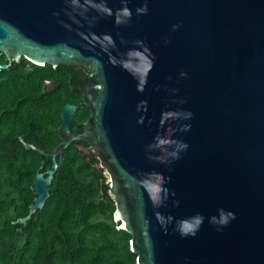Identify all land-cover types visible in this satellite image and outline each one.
Returning a JSON list of instances; mask_svg holds the SVG:
<instances>
[{
    "label": "water",
    "instance_id": "1",
    "mask_svg": "<svg viewBox=\"0 0 264 264\" xmlns=\"http://www.w3.org/2000/svg\"><path fill=\"white\" fill-rule=\"evenodd\" d=\"M0 53V73L95 68L84 134L67 105L68 140L14 225L84 141L137 264H264V0H0Z\"/></svg>",
    "mask_w": 264,
    "mask_h": 264
},
{
    "label": "trees",
    "instance_id": "2",
    "mask_svg": "<svg viewBox=\"0 0 264 264\" xmlns=\"http://www.w3.org/2000/svg\"><path fill=\"white\" fill-rule=\"evenodd\" d=\"M7 79L0 77V84L17 90L13 109H0V264H137L132 236L114 221L116 208L103 171L72 152L53 180L45 207L27 225L13 224L28 216L35 199L42 162L20 137L28 120L41 114L20 89L29 77ZM10 90H0V98Z\"/></svg>",
    "mask_w": 264,
    "mask_h": 264
},
{
    "label": "flooded vegetation",
    "instance_id": "3",
    "mask_svg": "<svg viewBox=\"0 0 264 264\" xmlns=\"http://www.w3.org/2000/svg\"><path fill=\"white\" fill-rule=\"evenodd\" d=\"M24 61L22 60L19 64L12 63L9 69L0 73V77H4L5 81L8 80L7 77L10 78L9 80H15L17 77H29L26 84H21L20 89L30 99V104H32L30 106L39 111L41 115H33L32 119L28 120L27 133L21 136L20 140L23 137L26 144L34 145L40 152H45V155H42L36 151L39 153L40 161L45 163L42 166L43 172L46 173L51 170L53 165V159L48 155L68 140V137L61 131L62 113L67 105L76 108L71 124V133L80 136L85 132L86 125L92 116V97L94 96L89 84V77H95V68L83 70L66 65H59L57 68L46 65L39 68ZM7 64L6 57L0 53V65ZM9 88L10 92L0 98V109H13L11 98L17 88L14 85ZM9 88L0 84V90ZM70 152L76 159L78 154L81 160L90 163L95 169L98 168L94 150L84 141L73 142L63 153V156H57L55 161L63 163L66 154Z\"/></svg>",
    "mask_w": 264,
    "mask_h": 264
}]
</instances>
